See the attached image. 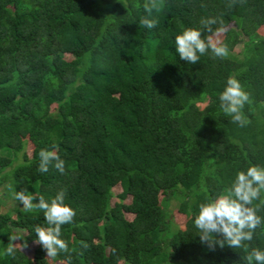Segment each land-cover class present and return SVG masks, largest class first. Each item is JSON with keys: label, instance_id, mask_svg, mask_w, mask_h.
Wrapping results in <instances>:
<instances>
[{"label": "trees", "instance_id": "16d2710c", "mask_svg": "<svg viewBox=\"0 0 264 264\" xmlns=\"http://www.w3.org/2000/svg\"><path fill=\"white\" fill-rule=\"evenodd\" d=\"M144 2L0 0V193L50 203L63 191L76 212L61 226L68 252L49 258L35 242L44 213L14 199L0 212V264H246L244 249L202 244L194 221L238 172L264 167V0H163L153 29ZM188 28L220 33L227 57L180 60ZM229 77L250 94L244 127L220 107ZM42 149L63 174L38 170ZM12 234L23 239L6 256ZM247 243L264 250V224Z\"/></svg>", "mask_w": 264, "mask_h": 264}, {"label": "clouds", "instance_id": "9594fccd", "mask_svg": "<svg viewBox=\"0 0 264 264\" xmlns=\"http://www.w3.org/2000/svg\"><path fill=\"white\" fill-rule=\"evenodd\" d=\"M162 6L163 0H145L143 8L147 16L141 18L140 24L148 29L155 28L159 23L158 19L149 17L154 11L159 13ZM201 23L211 33L213 31L211 25L215 24L216 20H202ZM202 34L201 30L188 28L175 37L176 52L180 60L192 65L197 64L200 56L209 49L217 57H227L229 53L226 44L219 41L214 42L211 36L207 39L202 38ZM219 100L221 109L232 118L233 123L244 127L250 122L243 112L245 105L251 103L250 94L244 90L239 80L229 77L225 89L219 95ZM39 157L38 170L41 173L47 172L50 165L54 166L61 174L65 172V162L55 151L42 149ZM262 191H264V167L250 166L246 171L237 173L225 195L200 204L199 214L194 223L199 229L201 243L212 251L217 245L220 248L227 245L233 249H244L247 252L244 257L246 264H264V250L254 247L250 249V244L247 243L253 240L255 230L264 224V217L257 215V212L264 206V198L261 197ZM13 196L23 205L26 212L39 209L44 213V218L50 226L35 228L37 237L35 242L42 245L47 257L55 258L61 252H68L67 243L60 238L61 226L71 224L76 212L64 203L65 193L59 192L50 203L43 196H35L27 192L26 189L15 191ZM36 197H39L38 203H33ZM254 201H259V203L253 206ZM8 239L9 246L3 254L14 256L15 242L23 238L18 234H12ZM83 246L87 247V244ZM24 247H27L26 243L23 244Z\"/></svg>", "mask_w": 264, "mask_h": 264}, {"label": "rangeland", "instance_id": "374dc122", "mask_svg": "<svg viewBox=\"0 0 264 264\" xmlns=\"http://www.w3.org/2000/svg\"><path fill=\"white\" fill-rule=\"evenodd\" d=\"M259 31L264 34V25H262L260 27ZM211 37H212L213 41L215 42V41H217L220 38V33L214 34ZM239 47H240V45L237 44L234 47L233 52L234 53L237 52L239 50ZM201 105H202V103H199V106H201ZM30 148H31V145L29 143H27L26 144V151L29 152ZM115 190H118V188H115ZM110 200L113 201V198L110 199ZM0 201H1L0 202V212L10 211V209L12 207L17 205V202L14 200L12 195H4V194L1 195V193H0ZM176 206H177V202L176 201H170V203L168 205V212L170 213L171 218L174 221V223H176L177 225H180L182 223L184 217L181 216L175 210ZM14 230L16 232L20 233V234H23V230H19L17 228H14ZM15 243H16L15 244L16 246L19 245V241H16ZM31 248H32V245H29V248L26 251L30 252Z\"/></svg>", "mask_w": 264, "mask_h": 264}]
</instances>
